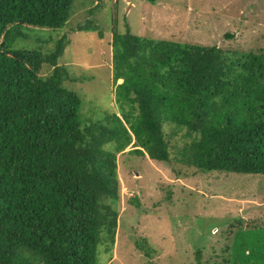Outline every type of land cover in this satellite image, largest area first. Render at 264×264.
<instances>
[{
  "label": "trees",
  "instance_id": "16d2710c",
  "mask_svg": "<svg viewBox=\"0 0 264 264\" xmlns=\"http://www.w3.org/2000/svg\"><path fill=\"white\" fill-rule=\"evenodd\" d=\"M74 1L0 0V264H100L118 227L117 155L131 146L171 164L166 123L189 139L173 153L177 175H264L263 50L114 30L118 111L86 117L81 96L65 84L75 78L59 62L65 34L48 50L12 46L25 29L64 27ZM96 29L90 21L78 27ZM227 249L216 264H264V229L252 221L234 229ZM196 262L207 264L199 251Z\"/></svg>",
  "mask_w": 264,
  "mask_h": 264
},
{
  "label": "rangeland",
  "instance_id": "374dc122",
  "mask_svg": "<svg viewBox=\"0 0 264 264\" xmlns=\"http://www.w3.org/2000/svg\"><path fill=\"white\" fill-rule=\"evenodd\" d=\"M87 21L97 29L78 30ZM126 27L157 39L264 51V0H75L64 27L25 29L27 36L12 46L48 50L65 34L69 42L59 62L75 78L65 84L81 96L82 114L95 118L118 111L111 39ZM50 70L44 65L41 73ZM173 130L164 125L171 164L134 155L131 146L117 155L118 227L112 249L100 248V264H196L197 251L202 262L216 264L228 255L234 229H245L249 221L264 229V175L183 168L177 175L173 153L189 139Z\"/></svg>",
  "mask_w": 264,
  "mask_h": 264
}]
</instances>
